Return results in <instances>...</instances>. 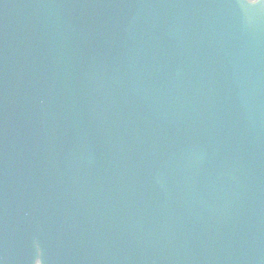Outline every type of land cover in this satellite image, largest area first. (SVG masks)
I'll return each mask as SVG.
<instances>
[{
    "label": "water",
    "instance_id": "1",
    "mask_svg": "<svg viewBox=\"0 0 264 264\" xmlns=\"http://www.w3.org/2000/svg\"><path fill=\"white\" fill-rule=\"evenodd\" d=\"M0 264H264V0H0Z\"/></svg>",
    "mask_w": 264,
    "mask_h": 264
},
{
    "label": "snow or ice",
    "instance_id": "2",
    "mask_svg": "<svg viewBox=\"0 0 264 264\" xmlns=\"http://www.w3.org/2000/svg\"><path fill=\"white\" fill-rule=\"evenodd\" d=\"M252 2H255V0H252Z\"/></svg>",
    "mask_w": 264,
    "mask_h": 264
}]
</instances>
